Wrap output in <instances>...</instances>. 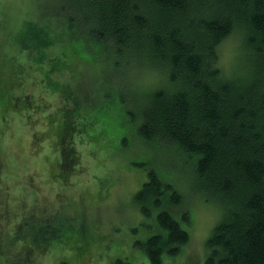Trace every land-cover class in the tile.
Instances as JSON below:
<instances>
[{
    "label": "rangeland",
    "instance_id": "rangeland-1",
    "mask_svg": "<svg viewBox=\"0 0 264 264\" xmlns=\"http://www.w3.org/2000/svg\"><path fill=\"white\" fill-rule=\"evenodd\" d=\"M82 2L73 0V5L87 17ZM43 3L0 0V264H150L144 244L161 233V210L171 213L190 235L178 255L163 256V264H205L207 240L225 216L228 200L202 190L195 159L169 144L160 147L140 138L136 110L126 114L125 102L140 105L142 89L125 91L121 105L102 96L108 87L102 74L107 62L94 48L84 43L79 54L89 55L85 58L90 57V64L79 63L69 48L76 44L64 40L61 31L62 40L54 46L31 53L30 59L22 53L16 38L25 23L40 14L42 22L50 18L58 30L53 22L70 14L66 7L49 10ZM56 11L65 12L61 17ZM241 38L233 33L219 48L227 75L237 68ZM60 57L66 58L58 66L61 70L53 72ZM50 78L68 84L67 90L79 89L83 105L90 106L84 114L97 119L93 125L85 119L87 126L72 140L63 136L66 104L53 93ZM135 79L145 88L156 82L146 70L138 71ZM151 170L177 190L182 203L175 205L167 193L161 206L145 215L134 195ZM38 227L49 237L45 244L38 243Z\"/></svg>",
    "mask_w": 264,
    "mask_h": 264
},
{
    "label": "trees",
    "instance_id": "trees-1",
    "mask_svg": "<svg viewBox=\"0 0 264 264\" xmlns=\"http://www.w3.org/2000/svg\"><path fill=\"white\" fill-rule=\"evenodd\" d=\"M61 1L43 3L49 10L70 11L66 17L65 11H56L62 18L53 24L60 29L49 24L50 18L42 22L39 14L19 30L16 45L22 53L30 59L31 53L65 36L76 44L69 48L79 63L90 64V57L85 58L89 55L79 54L84 43L104 57L102 74L108 87L101 93L113 104L123 103L125 91L142 89L145 99L140 105L125 102L126 114L137 112L140 138L160 147L169 144L195 159L202 190L228 200L225 216L207 240L205 264H264V0H85L80 5L87 17L73 0ZM237 32L242 35L239 62L227 75L219 48ZM65 59L54 60L53 72L61 70ZM144 69L156 78L149 88L135 79ZM78 70L82 73L81 67ZM52 81L53 93L66 104L63 136L72 140L77 131L82 134L85 119L87 124L91 119V125L97 119L84 114L90 106L83 105L79 89L67 90L68 84ZM167 193L175 205L182 203L177 190L151 170L134 196L140 211L150 215ZM157 221L161 233L144 244L150 264H163L165 254L176 256L190 242L189 233L168 211H159ZM38 229V243L45 244L49 237Z\"/></svg>",
    "mask_w": 264,
    "mask_h": 264
},
{
    "label": "bare ground",
    "instance_id": "bare-ground-1",
    "mask_svg": "<svg viewBox=\"0 0 264 264\" xmlns=\"http://www.w3.org/2000/svg\"><path fill=\"white\" fill-rule=\"evenodd\" d=\"M140 67H141V66H140ZM139 70H140V69H139ZM144 70H145V69H144ZM144 70H143V71H144ZM145 75H146V73H145ZM139 76H140V75H139ZM146 76H147V75H146ZM141 77H142V76H141ZM157 77H158V76H157ZM152 88H153V87H152ZM155 88H157V87H155ZM177 147H178V146H177Z\"/></svg>",
    "mask_w": 264,
    "mask_h": 264
}]
</instances>
